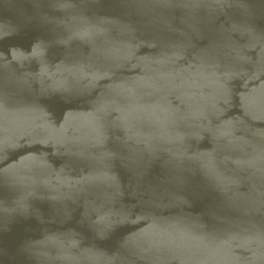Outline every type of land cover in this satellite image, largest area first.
I'll use <instances>...</instances> for the list:
<instances>
[{
	"label": "water",
	"instance_id": "water-1",
	"mask_svg": "<svg viewBox=\"0 0 264 264\" xmlns=\"http://www.w3.org/2000/svg\"><path fill=\"white\" fill-rule=\"evenodd\" d=\"M0 264H264V0H0Z\"/></svg>",
	"mask_w": 264,
	"mask_h": 264
}]
</instances>
